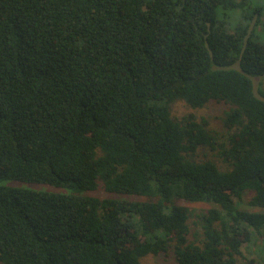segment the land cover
Wrapping results in <instances>:
<instances>
[{
	"label": "trees",
	"instance_id": "trees-1",
	"mask_svg": "<svg viewBox=\"0 0 264 264\" xmlns=\"http://www.w3.org/2000/svg\"><path fill=\"white\" fill-rule=\"evenodd\" d=\"M259 76L252 0H0V182L60 188L0 183V264H264Z\"/></svg>",
	"mask_w": 264,
	"mask_h": 264
},
{
	"label": "rangeland",
	"instance_id": "rangeland-1",
	"mask_svg": "<svg viewBox=\"0 0 264 264\" xmlns=\"http://www.w3.org/2000/svg\"><path fill=\"white\" fill-rule=\"evenodd\" d=\"M253 6H259L264 8V0H252ZM253 85H254V91L257 96L262 97L261 91L264 92V78L262 76L253 78ZM228 108V105L224 103H218L216 101H210L205 106L201 108H191L184 104L182 101H177L172 106V113L176 117H181L182 115L193 113L196 115L198 119L205 118L209 121L210 126L219 129L221 131H224V128L221 123V116ZM197 158L199 159H212L216 162H219L217 159L214 151H210L207 148H199L197 151ZM221 164V163H220ZM3 185L7 186H15V187H26L30 189H38V190H48V191H57L60 190V188H56L50 185L45 184H39V183H23L19 181L14 180H2L0 182ZM96 194L100 196H105V193L103 190L99 189ZM250 196V193H247L244 195V199L246 200ZM189 208L191 209V212L193 213L190 217V230L188 237L191 240H195L197 237L200 236L201 231L198 227V224L195 223V220H197L196 215L202 211V208H205L204 204L201 203H189L187 204ZM242 207H246L245 203L242 204ZM260 238L255 239V245L253 246L254 250L252 255L249 256L248 252L244 250V245L242 244V257H239L238 264H245L246 259L248 257H256L259 258V254L261 255L260 250ZM257 251V252H256ZM259 253V254H258ZM261 257V256H260ZM141 264H177L173 258V254L171 251H169L167 254H158V255H147L141 260Z\"/></svg>",
	"mask_w": 264,
	"mask_h": 264
},
{
	"label": "water",
	"instance_id": "water-1",
	"mask_svg": "<svg viewBox=\"0 0 264 264\" xmlns=\"http://www.w3.org/2000/svg\"><path fill=\"white\" fill-rule=\"evenodd\" d=\"M256 18H257V15L255 14V15L252 17V19H251V21H250V23H249V25H248L247 32H246V34L244 35V38H243V44H242V47H241V50H240V55H239L240 57L242 56V54H243V52H244V50H245V48H246V45H247L248 39H249V37H250V34H251V32H252V30H253V27H254V24H255V22H256ZM206 47H207V49H208L210 55L212 56V51H211V49L209 48L207 42H206Z\"/></svg>",
	"mask_w": 264,
	"mask_h": 264
}]
</instances>
